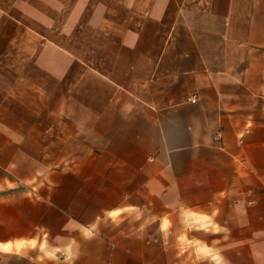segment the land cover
<instances>
[{"label":"crops","instance_id":"crops-1","mask_svg":"<svg viewBox=\"0 0 264 264\" xmlns=\"http://www.w3.org/2000/svg\"><path fill=\"white\" fill-rule=\"evenodd\" d=\"M0 264H264V0H0Z\"/></svg>","mask_w":264,"mask_h":264}]
</instances>
